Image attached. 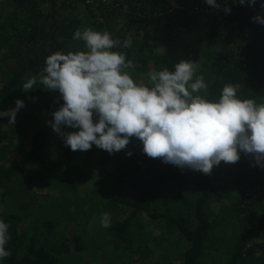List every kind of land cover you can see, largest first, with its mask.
Returning a JSON list of instances; mask_svg holds the SVG:
<instances>
[{"label":"trees","instance_id":"obj_1","mask_svg":"<svg viewBox=\"0 0 264 264\" xmlns=\"http://www.w3.org/2000/svg\"><path fill=\"white\" fill-rule=\"evenodd\" d=\"M85 1H0V110L25 104L13 125L0 118V218L11 236L0 264H264V168L250 154L206 175L147 156L135 137L130 156L72 151L47 123L60 93L22 88L50 54L85 51L73 35L89 27L131 35L130 48L114 50L136 82L193 60L207 99L238 84L242 99L264 102V26L251 19L264 12L259 0H217L219 10L204 0Z\"/></svg>","mask_w":264,"mask_h":264},{"label":"clouds","instance_id":"obj_2","mask_svg":"<svg viewBox=\"0 0 264 264\" xmlns=\"http://www.w3.org/2000/svg\"><path fill=\"white\" fill-rule=\"evenodd\" d=\"M204 2L220 9L217 0ZM237 2L252 6L257 0ZM259 2L264 9V0ZM223 11L229 14L231 8L225 6ZM251 19L264 26V12ZM73 39L82 40L86 50L50 54L38 77L27 78L22 85L25 93L38 82L60 93L63 103L47 123L72 151L95 145L111 155L135 137L147 156L181 170L211 174L214 166L234 164L241 154H250L254 166L264 168V102L242 99L238 84L225 85L218 99L209 100L208 83L203 75H196L198 64L183 59L171 71L151 69L147 83L136 82L129 71L133 62L124 51L114 50L130 48L131 35L121 41L106 30L85 27L77 29ZM24 106L17 99L13 108L0 110V118L7 117L11 126ZM100 224L110 227L109 213L101 214ZM9 228L0 218V261L11 255L6 248Z\"/></svg>","mask_w":264,"mask_h":264},{"label":"rangeland","instance_id":"obj_3","mask_svg":"<svg viewBox=\"0 0 264 264\" xmlns=\"http://www.w3.org/2000/svg\"><path fill=\"white\" fill-rule=\"evenodd\" d=\"M82 12V10L80 11V13ZM130 143L126 146V148L124 149V150H122V151H124V153L126 154V152L128 151V150H130ZM116 259V258H115ZM118 261H129L128 259H121V260H118ZM131 264V263H130Z\"/></svg>","mask_w":264,"mask_h":264},{"label":"built area","instance_id":"obj_4","mask_svg":"<svg viewBox=\"0 0 264 264\" xmlns=\"http://www.w3.org/2000/svg\"><path fill=\"white\" fill-rule=\"evenodd\" d=\"M0 1H1V0H0ZM92 1H93V0H86V1H85V4H86V2H87V3H91Z\"/></svg>","mask_w":264,"mask_h":264}]
</instances>
